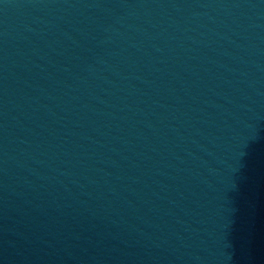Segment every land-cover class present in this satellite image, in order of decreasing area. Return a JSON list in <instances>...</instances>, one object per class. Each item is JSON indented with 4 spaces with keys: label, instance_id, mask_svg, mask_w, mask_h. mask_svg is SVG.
I'll return each instance as SVG.
<instances>
[{
    "label": "water",
    "instance_id": "1",
    "mask_svg": "<svg viewBox=\"0 0 264 264\" xmlns=\"http://www.w3.org/2000/svg\"><path fill=\"white\" fill-rule=\"evenodd\" d=\"M0 264H264V0H0Z\"/></svg>",
    "mask_w": 264,
    "mask_h": 264
}]
</instances>
